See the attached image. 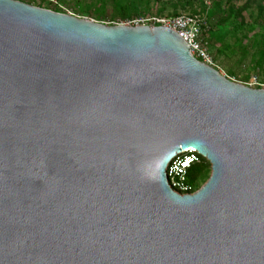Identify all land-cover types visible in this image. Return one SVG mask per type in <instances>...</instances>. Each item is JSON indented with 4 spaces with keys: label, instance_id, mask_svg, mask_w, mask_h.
<instances>
[{
    "label": "water",
    "instance_id": "1",
    "mask_svg": "<svg viewBox=\"0 0 264 264\" xmlns=\"http://www.w3.org/2000/svg\"><path fill=\"white\" fill-rule=\"evenodd\" d=\"M0 264H264V89L170 29L0 0Z\"/></svg>",
    "mask_w": 264,
    "mask_h": 264
},
{
    "label": "rangeland",
    "instance_id": "2",
    "mask_svg": "<svg viewBox=\"0 0 264 264\" xmlns=\"http://www.w3.org/2000/svg\"><path fill=\"white\" fill-rule=\"evenodd\" d=\"M18 1L27 2L35 6L39 0ZM57 1L60 5L58 8L62 12L64 11L63 13L69 11L74 16L105 23H120L136 16H173L178 13L200 14L206 19L209 27L211 26L209 50L215 65L213 68L235 83L245 86L249 83L250 78L256 74L258 81L263 85L260 88L264 89V69H257L254 65L261 47L257 45L249 47L247 51L241 50L240 46L238 47L234 44V36L238 30L230 26L229 24L231 23L225 24L221 31L217 30L216 22L220 18L221 12L214 9L213 0H135L138 3L137 9H131L124 17L108 0H105V2L101 0H79L81 2L79 6L76 5L77 0ZM252 1H255V3L251 2L252 7L249 8L247 12L248 18H246L249 22L255 20L258 12L257 4H261V0ZM245 2L246 0H235L234 8L242 7ZM40 5V8L43 9H53V6L50 5L48 7L45 3H40ZM87 5L89 6L86 9L85 6ZM98 9L101 12H98ZM210 10L214 11L213 16L208 14Z\"/></svg>",
    "mask_w": 264,
    "mask_h": 264
},
{
    "label": "trees",
    "instance_id": "3",
    "mask_svg": "<svg viewBox=\"0 0 264 264\" xmlns=\"http://www.w3.org/2000/svg\"><path fill=\"white\" fill-rule=\"evenodd\" d=\"M104 1L105 0H101ZM115 8L116 10L121 13V15L124 17L131 9H137L138 3H136L135 0H108ZM224 1V2H223ZM58 2V1H57ZM148 2V1H147ZM214 3V9L221 12L220 18L216 22V29L221 31L222 28H224L225 24H229L230 26H233L238 31L237 34L234 36V44L236 46H240L241 50L247 51L249 47H255L259 45L261 47L259 56L255 60V67L257 69L263 68L264 69V0H261V4H257V16L255 20L249 22L246 20L248 18L247 12L251 6L252 0H246L245 4L242 7L234 8L235 0H213ZM38 4H36V7H41L40 3H45L48 5V7L51 5L53 6V11L63 13L61 9H59L57 5H52L48 1H37ZM81 2L79 0L76 1V5L79 6ZM89 5L85 6L87 9ZM98 12H101L100 9H98ZM180 14V13H178ZM185 14V13H183ZM191 15H200V14H193V13H187ZM208 14L210 16L214 15V11L210 10L208 11ZM177 15V14H175ZM171 16V15H170ZM174 16V15H173ZM206 20V19H205ZM261 22V23H259ZM235 29V30H236ZM205 30V38L208 42V50L210 45V30L211 26L209 27L207 21H206V27H204ZM241 42V45H240ZM210 53V50H209ZM254 76L257 77L255 74ZM258 79V78H257ZM260 88V87H255ZM197 155V161L192 162L184 172L185 176V185H186V191H178L181 194H190L197 191L202 184H204L209 176H210V164L209 162L202 157L199 154Z\"/></svg>",
    "mask_w": 264,
    "mask_h": 264
},
{
    "label": "built area",
    "instance_id": "4",
    "mask_svg": "<svg viewBox=\"0 0 264 264\" xmlns=\"http://www.w3.org/2000/svg\"><path fill=\"white\" fill-rule=\"evenodd\" d=\"M43 1H48L52 5L60 6L57 0ZM65 13L72 15L69 11H65ZM101 23L125 27H148L150 29L154 27H164L170 29L186 43L190 54L194 58L212 68L215 66L208 50V42L205 38L204 27H206V20L201 15L180 13L174 16H136L120 23ZM246 86L251 88L263 87L256 76H252ZM196 154L198 153L193 149L183 151L169 163L166 169L167 182L170 188L175 192L179 193L178 191H186L187 187L185 185L184 172L192 162L197 161Z\"/></svg>",
    "mask_w": 264,
    "mask_h": 264
}]
</instances>
